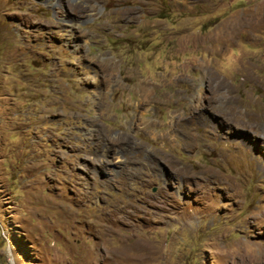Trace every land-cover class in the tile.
<instances>
[{
	"label": "rangeland",
	"instance_id": "374dc122",
	"mask_svg": "<svg viewBox=\"0 0 264 264\" xmlns=\"http://www.w3.org/2000/svg\"><path fill=\"white\" fill-rule=\"evenodd\" d=\"M0 264H264V0H0Z\"/></svg>",
	"mask_w": 264,
	"mask_h": 264
}]
</instances>
